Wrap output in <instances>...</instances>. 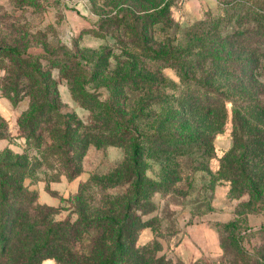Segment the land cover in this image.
<instances>
[{"label":"rangeland","instance_id":"374dc122","mask_svg":"<svg viewBox=\"0 0 264 264\" xmlns=\"http://www.w3.org/2000/svg\"><path fill=\"white\" fill-rule=\"evenodd\" d=\"M261 1L0 0V130L7 135L0 139V161L30 163L24 189L34 194V205H40L46 215L45 224L68 223L70 228L80 208L84 207L91 219L108 213L111 203L122 201L124 214L128 212L135 220L125 234L126 246L139 247V254L150 264H264V206L251 204L248 192L232 194L231 181L218 174L221 158L236 144L232 103H228L224 130L214 133L210 156L195 147L191 154L182 156L178 152L183 147H170L172 144H164V153L148 150L151 144L154 148L157 144L154 135L181 138L188 134L179 127L182 117L172 115L180 109L177 98L181 80L175 67L146 56L139 42H129L131 35L122 30L127 23L119 27L111 23L125 16L128 5L160 3L167 7L165 20L149 28V44L184 46L193 27L209 22L234 25L244 13H263L257 9ZM13 49L20 55H13ZM24 59L37 61L41 70L49 73L57 85L58 110L73 123L93 125L103 121L102 104L113 94L118 105L133 117L130 137L138 139V155L133 154L131 138H124L125 142L118 145L93 140L82 159V171L75 178L63 173L59 156L49 157L45 164L42 155L54 146L47 131L40 144L19 132L32 106L42 103L45 96L32 88L27 70L20 78L14 76L16 69H26ZM64 60L74 62L78 70L75 76L69 72L71 80L60 65ZM41 80L44 85L48 83L46 76ZM109 82L116 84L115 93ZM78 86L92 93L93 99L78 96ZM54 113L44 114L39 129L52 127ZM79 130L89 132L82 127ZM112 130L124 131L99 129L96 140L106 135L119 140V134H111ZM128 166L139 170L138 181L136 175L123 177ZM85 183L84 206H80L76 194ZM255 206L259 208L252 210ZM17 233L21 239L16 247L7 249L3 262L7 258L15 263L13 254L18 255L24 242H28L30 255L35 250L34 231L27 236ZM88 243L89 237L84 234L81 242L71 239L62 243L63 248L44 250L31 258V264H70L73 258L67 249L82 253ZM6 244L0 243V250ZM61 251L64 254L59 258L56 254Z\"/></svg>","mask_w":264,"mask_h":264},{"label":"trees","instance_id":"16d2710c","mask_svg":"<svg viewBox=\"0 0 264 264\" xmlns=\"http://www.w3.org/2000/svg\"><path fill=\"white\" fill-rule=\"evenodd\" d=\"M259 4L257 9H261L263 13L255 11L250 16L244 13L234 25L209 22L204 26L193 27L184 46L173 44L165 47L149 44V28L165 20L163 14L166 13L167 7H161L160 3L146 7L139 2L138 6L128 5L124 8L125 16L117 17L111 23L116 27L127 23L122 30L131 35L129 42H139L146 56L175 67L181 80V87L178 89L180 95L177 98L180 109L172 115L182 117L179 127L188 134L181 138L171 134L154 135L152 138L158 145L154 148L151 144L148 150L164 153V144H172L169 146L183 147V151L178 152L182 156L191 154L194 147L200 148L202 155L210 156L214 133L224 130L228 118V103H232L233 137L236 144L233 150L221 158L219 178L231 181L232 194L241 195L248 192L251 204L259 203L264 206V1ZM137 12L144 13L137 17ZM127 15L132 16L128 18ZM115 34L117 35V32ZM12 54L20 55L16 49H13ZM24 60L28 63L26 69H16L14 76L20 78L27 70L32 88H35L37 94L42 92L45 96L42 103L32 106L30 113L21 122L24 129H19V132L27 140L40 144L44 131H47L54 146L42 155L45 164L49 157L59 156L57 159L61 162L63 173L73 179L81 173L82 159L93 140L99 144L102 142L105 145H118L125 142L124 138H131L133 154L138 155L137 152L141 149L138 139L130 137V122L133 117L120 107V103L118 105L113 94L107 102L101 103L103 121L93 125L73 123L67 115L58 110L57 85L50 79L49 73L41 70L37 61ZM60 65L68 72L70 80L73 78L70 73L74 76L78 73L76 65L70 60H64ZM45 76L48 79L46 85L41 80ZM108 85L112 93H115L116 84L109 82ZM75 91L81 98L93 99V94L83 86L76 87ZM11 98L14 100V96ZM53 110L56 120L52 127L39 129L38 124L44 114ZM122 115L126 116V119ZM81 127L89 129V132L83 133L79 130ZM99 129L124 131H111V134H119V140L117 136L106 135L100 137L99 141L96 140L95 133ZM6 137L0 130V139ZM195 153L199 154L197 151ZM256 159L258 163H255ZM30 170L29 162L0 161V243L7 241L0 250V263L3 262V255L8 256L7 249L12 245L16 247L15 243L21 239L17 232H24L22 236H27L29 231H34L32 238L37 242L34 248L36 251L30 255V251H27L28 242L22 243V246L19 245L18 255L13 254L16 257L13 264H31V258L35 259L44 250L53 252L56 248L60 249L63 242L71 239L81 242L84 234L88 235L89 243L84 245L82 253L67 249L69 257L73 258L70 264H150L139 254V247L129 249L131 245L126 246L125 234L131 230L135 220L129 218L128 212L124 214L125 206L122 201L111 203L112 207L108 213L97 218H87L84 207L80 208L78 219L70 228H67L68 223L45 224L46 215L41 211L40 205H34V194L24 189L23 179ZM131 175H136L137 181L140 179V172L134 166H128L123 177L130 178ZM85 185L86 183L82 184L76 194L80 206H84ZM257 208L259 207H252V210ZM46 225L50 226L47 230L44 228ZM62 254L63 251L56 256L61 258ZM3 263L11 264L7 258H4Z\"/></svg>","mask_w":264,"mask_h":264}]
</instances>
